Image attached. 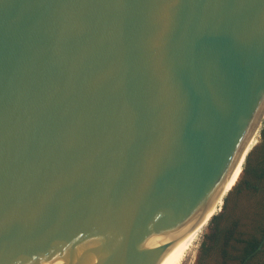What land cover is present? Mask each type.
Wrapping results in <instances>:
<instances>
[{
  "label": "water",
  "instance_id": "water-1",
  "mask_svg": "<svg viewBox=\"0 0 264 264\" xmlns=\"http://www.w3.org/2000/svg\"><path fill=\"white\" fill-rule=\"evenodd\" d=\"M263 123L264 0H0V264H159Z\"/></svg>",
  "mask_w": 264,
  "mask_h": 264
},
{
  "label": "trees",
  "instance_id": "trees-1",
  "mask_svg": "<svg viewBox=\"0 0 264 264\" xmlns=\"http://www.w3.org/2000/svg\"><path fill=\"white\" fill-rule=\"evenodd\" d=\"M260 129L245 159V167L242 166L243 179L228 192L222 212L215 215L220 205L210 220L213 230L202 245L201 264H208V259L214 264H264V125L259 156L255 154L258 147L251 152ZM236 191L244 194L246 202L236 196L229 206Z\"/></svg>",
  "mask_w": 264,
  "mask_h": 264
},
{
  "label": "bare ground",
  "instance_id": "bare-ground-1",
  "mask_svg": "<svg viewBox=\"0 0 264 264\" xmlns=\"http://www.w3.org/2000/svg\"><path fill=\"white\" fill-rule=\"evenodd\" d=\"M261 127V126H260ZM259 127V129H260ZM259 129L255 132V134L250 138L248 145L239 161L237 166L235 167L234 171L229 176L228 180L225 183L223 193L220 197L216 199L213 206L209 210L206 218L203 220V222L197 226L192 232H190L185 238H183L164 258L159 264H182L184 258L186 257V254L188 250L191 248V246L194 245V243L199 238L200 234L202 233L205 226L208 224L209 220L213 217L215 212L217 211L218 207L222 205L224 197L228 194L229 191L233 189V187L236 185L237 181L239 180L241 173L243 172L242 166L245 162V159L247 157V154L249 150L251 149V146L257 136V133Z\"/></svg>",
  "mask_w": 264,
  "mask_h": 264
},
{
  "label": "rangeland",
  "instance_id": "rangeland-1",
  "mask_svg": "<svg viewBox=\"0 0 264 264\" xmlns=\"http://www.w3.org/2000/svg\"><path fill=\"white\" fill-rule=\"evenodd\" d=\"M264 125V123H263ZM263 125L260 129V133H259V138H258V141L257 143L254 145L253 149L251 150L254 151L256 149V147H258V145L261 143V131H262V128H263ZM250 152V153H251ZM247 161V160H246ZM246 161H245V164H246ZM245 164H244V167H245ZM244 167H243V172L241 173V176L239 178V180L237 181V184L239 182H241V180L243 179L244 177ZM236 184V185H237ZM235 187V186H234ZM233 187V189H234ZM240 189H238L239 191ZM238 191H236L234 193V195H232L231 199H230V202H229V206H231V204H233V199L236 198V196H238V198H240V200L245 203L246 202V199L244 197V194H238ZM231 192V191H230ZM229 192V193H230ZM229 193L224 197L223 199V203L222 205L220 206L219 210L216 212L215 215H218L219 213L222 212L224 206H225V198L229 195ZM212 225H210V220L208 222V224L205 226V228L203 229L202 233L200 234L199 238L197 239V241L194 243L193 246H191V248L188 250L187 254H186V257L184 258L182 264H201L204 260V254L202 252V245L205 241H207V236H209L212 232ZM208 264H214L215 262L212 261V260H207L206 261Z\"/></svg>",
  "mask_w": 264,
  "mask_h": 264
},
{
  "label": "flooded vegetation",
  "instance_id": "flooded-vegetation-1",
  "mask_svg": "<svg viewBox=\"0 0 264 264\" xmlns=\"http://www.w3.org/2000/svg\"><path fill=\"white\" fill-rule=\"evenodd\" d=\"M260 150H261V143L260 145H258V148L257 150L255 151V154L258 155L260 153ZM259 156V155H258ZM254 157V156H253Z\"/></svg>",
  "mask_w": 264,
  "mask_h": 264
}]
</instances>
